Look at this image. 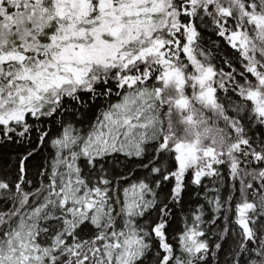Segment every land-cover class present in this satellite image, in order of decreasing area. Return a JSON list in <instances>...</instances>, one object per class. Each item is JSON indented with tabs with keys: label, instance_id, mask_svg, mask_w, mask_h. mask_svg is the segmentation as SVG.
<instances>
[{
	"label": "snow or ice",
	"instance_id": "6c2138e0",
	"mask_svg": "<svg viewBox=\"0 0 264 264\" xmlns=\"http://www.w3.org/2000/svg\"><path fill=\"white\" fill-rule=\"evenodd\" d=\"M0 264H264V0H0Z\"/></svg>",
	"mask_w": 264,
	"mask_h": 264
}]
</instances>
